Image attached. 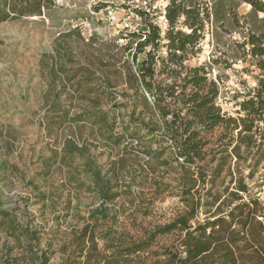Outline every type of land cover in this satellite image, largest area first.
<instances>
[{"label": "rangeland", "instance_id": "1", "mask_svg": "<svg viewBox=\"0 0 264 264\" xmlns=\"http://www.w3.org/2000/svg\"><path fill=\"white\" fill-rule=\"evenodd\" d=\"M222 1L216 4L218 23L205 25L201 51L191 58V64L208 62L216 49L214 56L224 59L230 53L232 39H240L239 32L244 31L224 19L222 5L228 2ZM236 1L231 3L242 22L250 5H236ZM166 2L153 1L158 10L154 19L161 28L165 27ZM54 3L41 16L0 23L2 206L16 222L32 230L38 239L31 242L35 244L33 251L38 256L45 254L47 264H179L182 231L177 229L156 235L147 248L124 256L116 254V244L124 247L147 239L157 227L183 215L190 218L188 224L192 226V167L190 173L185 172L177 165L180 158L177 162L165 155L154 158L147 154L146 145L155 150L165 143L157 142L144 130L126 134L112 144L101 139L89 123L54 124L58 115L64 111L70 115L76 109L80 95L92 96L102 89L112 96L109 105L118 106L114 131H121L129 123L134 97L130 87L134 82L130 85L126 71L129 66L134 69L135 64L131 52L122 46L128 40L126 34L139 28V18L127 5L144 6L145 1ZM247 19L258 28L264 26L253 18ZM215 25L214 38L210 32ZM83 66L89 70H83ZM240 68L237 63L232 68L213 66L211 70L219 87L216 102L233 116L240 99L235 95L254 84ZM139 110L138 107L136 111ZM71 133L79 144L84 139L92 143L90 151L102 175L111 178L108 193H119L114 200L102 202L97 187H78L76 182H69L68 168L59 167L56 161L49 159L50 166L44 168V159L59 152L63 137ZM207 188L199 181L195 195L206 198ZM40 192L45 194L42 201L38 200ZM201 212L199 218L203 217ZM21 242L15 246L8 232L0 227V264L33 263L27 252L28 242L23 238Z\"/></svg>", "mask_w": 264, "mask_h": 264}, {"label": "trees", "instance_id": "2", "mask_svg": "<svg viewBox=\"0 0 264 264\" xmlns=\"http://www.w3.org/2000/svg\"><path fill=\"white\" fill-rule=\"evenodd\" d=\"M143 1L144 6L127 5L138 16L139 28L126 34L128 40L122 46L131 52L135 64L134 69L129 66L126 71L130 85L134 82L130 87L134 97L129 123L121 131H114L118 106L109 105L112 96L102 89L92 96L80 95L76 109L70 115L67 111L58 115L54 124L89 123L101 139L112 144L126 134L144 130L157 142L165 143L155 150L146 145L147 154L154 158L165 155L177 162L180 158L177 165L185 172L190 173L192 167V226L189 217L179 216L157 227L147 239L124 247L116 244L118 256L143 250L156 235L177 229L182 231L179 264H264V26L258 28L247 19L264 25V0H237L236 5H250L242 22L231 0L222 1L228 2L222 5L224 19L244 31L239 32L240 39H232L230 53L224 59L214 56L216 49L208 62L192 64L191 58L201 51L205 25L218 23L217 0H167L164 28L154 19L158 11L153 7L154 0ZM54 4V0H0V23L41 16ZM259 13L261 18L257 17ZM210 34L215 38L216 25ZM237 63L254 84L235 95L240 99L233 116L216 102L219 87L211 70L213 66L232 68ZM82 69L89 70L86 66ZM91 144L86 139L79 144L72 133L64 136L59 152L44 159V168L50 166L49 159L56 161L59 167L68 168L69 182H76L78 187H97L102 202L112 201L119 193H108L111 178L102 175ZM112 177L117 180L115 171ZM199 181L208 186L206 198L195 195ZM44 196L40 192L38 200H44ZM2 205L0 197V227L15 246H20L21 238L28 242L32 264H47L45 254L38 256L33 251L35 244L31 242L38 239L32 230L10 217ZM200 212L202 218L198 217Z\"/></svg>", "mask_w": 264, "mask_h": 264}]
</instances>
